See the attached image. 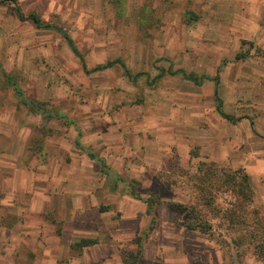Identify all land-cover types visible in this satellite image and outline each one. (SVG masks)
Wrapping results in <instances>:
<instances>
[{
	"label": "rangeland",
	"instance_id": "1",
	"mask_svg": "<svg viewBox=\"0 0 264 264\" xmlns=\"http://www.w3.org/2000/svg\"><path fill=\"white\" fill-rule=\"evenodd\" d=\"M5 1L0 5V115L54 117L44 133L51 137L54 131L64 139L75 134L68 124L72 119L111 121L110 132L122 135L124 144L152 155V170L130 183V190L140 198V215L146 213L144 200L151 198L161 203L155 211L162 219L151 223L143 217L141 228L183 227L184 213L169 203L197 206L209 216L195 188L196 175L205 169L243 171L254 190L251 207L264 215V49L242 45L236 54L217 59V45L207 38L211 33L204 34L206 44L199 41L202 29L192 26L197 14L181 0ZM16 7L24 17H38L42 27L20 21ZM107 63L112 66L100 69ZM216 78L221 110L232 122L216 110ZM216 203L228 209L234 199L224 191ZM10 222L0 214V228ZM211 223L213 239L204 237L218 245L221 263H264L250 247L237 254L232 244L220 246L217 233L233 232L218 227V220ZM4 240L0 230V255ZM134 244L137 248L124 250L125 264H142L140 240ZM162 261L160 253L155 262Z\"/></svg>",
	"mask_w": 264,
	"mask_h": 264
},
{
	"label": "crops",
	"instance_id": "2",
	"mask_svg": "<svg viewBox=\"0 0 264 264\" xmlns=\"http://www.w3.org/2000/svg\"><path fill=\"white\" fill-rule=\"evenodd\" d=\"M181 1L197 14L192 26L202 29L199 41L206 44L204 34L211 33L217 59L242 45L264 49V0ZM53 119L0 115V214L12 221L0 228V264H125L124 250L137 248L134 240H140L142 264H195V256L199 264H223L218 245L197 231L140 227L143 217L162 219L145 202L140 215V200L130 190L152 170L150 153L124 144L105 118L72 119L74 136L64 139L53 131L49 137L44 130ZM30 142L40 146L37 151ZM83 240L90 243L78 247ZM160 253L163 263L155 262Z\"/></svg>",
	"mask_w": 264,
	"mask_h": 264
},
{
	"label": "trees",
	"instance_id": "3",
	"mask_svg": "<svg viewBox=\"0 0 264 264\" xmlns=\"http://www.w3.org/2000/svg\"><path fill=\"white\" fill-rule=\"evenodd\" d=\"M5 2V0H0V5H3ZM16 14L20 21L28 19L31 20L37 27H42L40 19L35 15L24 17L20 9L17 7ZM64 38L69 43L66 35ZM111 66L112 63H107L100 69L109 68ZM192 81L195 82V79H192ZM213 96L217 102V112L221 117L232 122L233 119L221 110L222 103L219 99L217 83ZM22 104L27 105V102L24 101ZM196 176L195 188L202 201L201 207L208 213L209 216L202 214L197 206L193 207L185 206L179 203H169L170 208L184 213L182 226L189 231H197L207 238L213 239L214 229L211 221L218 220V227L224 225L230 230V232H233L232 235L231 233H217L216 236L218 238L216 239V242H218L220 246L228 249L229 245L232 244L233 248L238 250L237 254L242 252L241 248L250 247L254 256L258 260L264 261V215L260 210L252 209L251 207L254 201V190L250 184L248 176L243 171L226 173L220 168H218L216 172L212 169H205L202 174ZM223 190L228 192L234 199V203L228 209H222L218 207L216 203L217 195L224 192ZM132 195L140 200L138 195H136L133 191ZM144 202L152 213L153 208L156 205L161 204L151 198L145 199ZM153 228V225H150L149 231ZM89 243L90 241L83 240L78 243L77 246L81 248L87 246Z\"/></svg>",
	"mask_w": 264,
	"mask_h": 264
}]
</instances>
